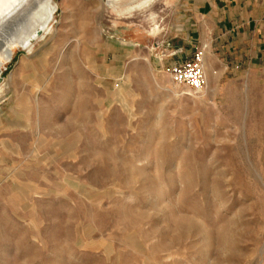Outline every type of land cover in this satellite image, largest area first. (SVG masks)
Here are the masks:
<instances>
[{"label":"rangeland","instance_id":"1","mask_svg":"<svg viewBox=\"0 0 264 264\" xmlns=\"http://www.w3.org/2000/svg\"><path fill=\"white\" fill-rule=\"evenodd\" d=\"M23 1L0 0V264H264V64L174 84L182 0H52L6 61L45 13Z\"/></svg>","mask_w":264,"mask_h":264},{"label":"crops","instance_id":"2","mask_svg":"<svg viewBox=\"0 0 264 264\" xmlns=\"http://www.w3.org/2000/svg\"><path fill=\"white\" fill-rule=\"evenodd\" d=\"M182 9L181 49L202 48L210 78L219 66L224 74L264 64V0H182Z\"/></svg>","mask_w":264,"mask_h":264},{"label":"bare ground","instance_id":"3","mask_svg":"<svg viewBox=\"0 0 264 264\" xmlns=\"http://www.w3.org/2000/svg\"><path fill=\"white\" fill-rule=\"evenodd\" d=\"M12 1L13 0H9V2L6 5H8ZM118 1L119 0H106L108 5L110 4L112 6L117 4ZM150 1L151 0H139L138 2L136 1L137 3L135 2L134 4H132L130 10L141 8L145 5H147ZM22 2H24V1L22 0ZM43 5H44L43 10L45 11V13H44V15H42V17H39L40 18L39 20H41V21H39L37 24H35L34 27L29 28L25 32V34H23L22 36L19 35L16 39H13L12 41L7 43L8 46L5 49L6 51L4 52V54H2L3 52L1 53L2 58L4 60L9 61L12 58V55H13L12 44H16V45L20 46L21 48L25 49L26 51H30L31 48L33 47L34 43L36 42V40L38 38H40L41 36L45 35V33H47L49 31L50 21L54 15L55 10H56V5L53 3L52 0H44ZM4 8H2L0 10V12H2L4 10ZM9 9L10 10L5 12L6 14H10V13L14 12L13 10L15 9V6H13V8H9ZM15 10H17V9H15ZM1 14H3V13H1ZM3 16H4V14H3ZM37 20H38V18L35 21H37ZM7 41H8V39H5L4 42H7ZM4 45H6V43L3 44V41H2V43H0V46L4 47ZM201 54H202V52H201ZM202 60H203V57H202ZM0 72H1V70H0Z\"/></svg>","mask_w":264,"mask_h":264},{"label":"built area","instance_id":"4","mask_svg":"<svg viewBox=\"0 0 264 264\" xmlns=\"http://www.w3.org/2000/svg\"><path fill=\"white\" fill-rule=\"evenodd\" d=\"M170 80L193 93L201 92L206 85L201 51L189 59L177 60L166 67Z\"/></svg>","mask_w":264,"mask_h":264}]
</instances>
